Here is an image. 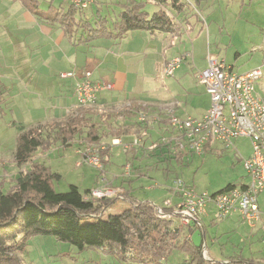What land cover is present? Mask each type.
<instances>
[{
	"label": "rangeland",
	"instance_id": "374dc122",
	"mask_svg": "<svg viewBox=\"0 0 264 264\" xmlns=\"http://www.w3.org/2000/svg\"><path fill=\"white\" fill-rule=\"evenodd\" d=\"M2 1L7 10L3 13L0 12V82L2 81L0 87V155L3 154L7 160L16 151L17 135L22 131V127L23 129L29 128L28 124L33 122V117L30 119L31 104L35 101L38 103L44 101L50 104L51 100L56 97L60 99L63 96L74 99V78H70L72 80L62 79L61 74L73 72L78 76L84 70L79 71L69 64L57 67L54 60L56 54L61 55L70 47L62 44L56 51L53 50L49 53L43 51L41 47L46 46V43H43L42 39L39 43L34 44L30 40L31 35L28 30L20 29L19 31L16 28V25L22 22L21 20L24 21V28L31 27L26 17L21 16V11L27 12L21 2ZM121 1L116 0L115 2ZM61 2L62 0H41L40 9L45 14H53V9L60 7ZM111 2V0H98V3L95 4L91 1L89 7L83 10L86 17L84 14L83 16L93 20L92 14L99 10L102 17L107 19V26L112 28L120 18L121 8ZM50 4L52 5L50 6ZM160 8H162L160 5L155 7H152L150 3L147 5V11L150 13L160 10ZM190 13V17H187L185 22V28L182 30L183 34L177 38L176 42L174 41L172 52H174V56H177L175 59L180 58L182 61L174 75L167 76L164 73V59L162 60L164 55L158 53L159 63L155 69V76L152 82L147 83V90L155 97V101L137 100L142 101V105L146 106H138L134 107V110H129L130 114L122 118L124 121L112 116L114 114L111 112L110 119L106 118L105 121H102V125L101 121L96 122V118H94L95 123L101 125L97 126L104 134L103 144L105 147L113 145L112 137L115 135L113 130L114 132L118 129L122 131L124 128L131 132L132 139H141L140 146L134 145V142L129 144L128 154L140 151L151 159L156 157L157 151L160 152L158 157H162L163 149L167 147L168 152L174 156L172 160L175 164L172 171L157 169L156 172L161 171L162 173L163 171V174L157 173L161 176L156 177V173H153L152 176L155 179L146 180L147 185L143 189H138L141 198L153 199L160 204L159 207L162 205L168 207L169 204L177 205L181 202V197L178 196L180 193L179 190H176L174 180L181 181L198 195L208 193L210 196L227 190L230 185L242 188L250 183L244 169V160L252 155V149L250 141L246 138L235 140L234 147L231 148L214 142L207 146L201 156L196 154L182 156L175 153L170 144L162 142L163 138L170 136L168 121L161 118L162 113H166L167 109H172L173 113L175 112V115L182 119L188 116H203L210 109V96L198 78L200 73L207 69L209 56L217 57L220 62L226 63L229 69L239 74L261 68L263 78L256 82L255 88L256 95L264 96V0H206L205 4L194 7ZM36 21L46 23L39 18ZM92 22H96V19ZM138 36V33L129 34V38ZM47 44L54 46V43ZM164 44V52L167 53V41ZM125 45H127V49L124 51H133V48L137 47V44H130V41L123 44V48ZM39 51L42 52L41 58L38 57ZM40 59L41 61L37 63ZM8 70H13L16 76L14 77L13 73L11 74ZM2 73H5L3 77ZM74 80L76 83V79ZM26 98L31 99L32 102L29 101V104H26L27 109L24 107ZM131 98L147 97L137 95ZM158 100L160 102H156ZM16 104L20 108V110L17 109L19 112L14 107ZM140 113L147 115V121L143 123L145 126H140L141 129L139 128ZM33 124L36 123L33 122ZM79 148H81L80 144L64 148L61 143H58L54 147L40 149L36 152L35 158L60 174L61 179L53 183L57 192H67L70 185L78 186L83 192L95 188H102L107 192L105 178H110L112 181V175L121 176L124 172L123 165L130 164L127 162L132 158L124 152L123 147L113 146L111 162L104 171L85 162L78 166L77 164L82 161V156L77 153ZM1 169L3 170V168ZM11 169L12 166H9L8 170L11 171ZM26 169L29 170V167L27 166ZM106 171L110 172L111 177ZM171 172L173 178L168 180L164 175L167 176ZM7 187H5L4 194L9 192ZM260 202L264 209V195L260 196ZM213 210L215 207L210 203L207 212L211 216L203 220L209 236L206 245L203 244L202 248L204 259L210 260L211 256L217 262L228 264L233 257H236L248 261L253 259L258 264H264V224H262L263 233L255 232L247 224H240V222V227L237 229L238 223L235 217L225 221H216V223L213 221V225H209L214 218ZM176 219L175 227L181 230H179L181 238L188 236L187 229L180 226ZM205 228L200 231L204 233ZM151 243L149 242V245ZM77 251V248L60 242L52 236H37L28 242V246L19 253V257L22 260L21 264H74L71 256L75 257V264H105L108 259L112 258L98 248H90L84 252ZM204 251L205 255H203ZM180 255L182 258L177 260L176 258ZM168 258L169 264L189 263L188 256L179 252L172 253ZM184 258L188 260L184 261ZM125 262L128 263L124 264H140L135 261ZM108 263L122 264L114 259Z\"/></svg>",
	"mask_w": 264,
	"mask_h": 264
},
{
	"label": "trees",
	"instance_id": "16d2710c",
	"mask_svg": "<svg viewBox=\"0 0 264 264\" xmlns=\"http://www.w3.org/2000/svg\"><path fill=\"white\" fill-rule=\"evenodd\" d=\"M155 1L160 4L168 2ZM194 1L199 4L202 0ZM20 2L42 21L63 25L71 39L76 37L78 30H82L81 38L85 41L113 36L121 38L137 30L166 33L174 30L173 20L167 11L160 10L151 15L137 0H128V5L115 22L113 30L107 27V19L102 16L96 17V23L91 24L83 19V10L73 5L67 10L58 7L53 9V14H45L40 9L41 0ZM171 5L181 9L183 2L171 0ZM97 125L87 119L86 112H81L62 121L23 129L18 134L15 161L20 168L28 166L29 170L20 171L12 191L0 194V264H21L19 253L37 236H52L77 248L79 252L90 248L102 249L115 254L121 261L140 264H166L162 259L169 256L171 246L188 254V264H220L205 260L202 256L205 230L202 247L196 248L192 242L196 228L189 227V235L181 238L180 229L174 227L175 221L170 217L174 209L142 201L135 197L132 189L103 198L92 197V190L83 192L76 185H70L69 190L64 193L54 189L53 183L59 181L61 176L46 163L35 161L36 152L58 143L64 148L77 144L81 145V150L88 146L100 148L104 146V135ZM140 126L143 127L140 124V129ZM112 147L109 145L100 150L104 171L110 163ZM171 148L175 153L183 155L173 143ZM165 149L168 150L167 147L163 150ZM128 163L132 169L133 159ZM232 188L235 186H228L227 191ZM119 200L127 201L130 208L120 214H111V207ZM158 208L162 209L164 216L158 214ZM149 242L152 243L149 245ZM248 263L255 264L236 257L228 264Z\"/></svg>",
	"mask_w": 264,
	"mask_h": 264
},
{
	"label": "crops",
	"instance_id": "0c3cea01",
	"mask_svg": "<svg viewBox=\"0 0 264 264\" xmlns=\"http://www.w3.org/2000/svg\"><path fill=\"white\" fill-rule=\"evenodd\" d=\"M16 1L20 2V0H16ZM111 1H112L111 4L120 6L121 8L120 14L124 11L126 6L128 5V0H122L121 2H115L116 0H111ZM137 1L144 5V9L146 11H147V5L149 3L152 4V7L160 5L162 7L160 8V10L167 11L169 13V16L172 18L173 24H174L173 25L174 30L170 33L161 32V31L152 32V31H147V30H137V31L130 32L121 38L113 36L111 38H95L89 41H85L81 38V34L83 33L82 30H78V32L76 31V37L74 39H71L68 31L60 23H56V24H49L47 22L38 23L36 21L37 17L31 14L28 10L27 12H29L30 15H28L29 13L22 12L21 9H19V11H21L20 12L21 16L26 17V20H28V24H30L31 27L24 28V24H23L24 21L21 20L22 22L21 23L19 22L18 25H16V28L19 29V31L20 29L28 30L31 35L30 40L32 41V43L37 44L42 39V42L46 43V46L44 47L39 46V47H41L43 51L47 53L52 52L53 50L56 51L59 48V46H61L62 44L70 47V49H68L63 54L61 55H58V53L56 54V58L54 60L56 61L57 67H59V65L64 66L65 64H69L71 67L76 68L79 71L89 70L92 72L94 79H97V80L102 79L114 85V89L112 91H104L100 94L98 102L96 106H94L93 108H81L77 105V101L75 97L74 99H70L65 96L61 97L60 99L59 98L57 99L56 97L55 99L50 101V104H48L47 102L45 103L44 101L42 102L40 101V103H38L37 101L33 102L34 105L31 104L32 114H31V117L30 116L29 117L30 119H32L33 117L32 120L36 124H33V122L31 121L32 124H28L29 128L35 127L40 124L44 125L50 122L62 121V120L67 119L69 116L73 114H78L81 112H86L87 119L92 121L93 123H95L94 118H96V122L101 121V125L103 124L102 121H105L106 118L108 120L110 119L111 113L114 114L112 116H116L117 118H119L120 121H122L123 117H126L127 114H130L129 110H134V107L136 108L138 106L139 107L144 106L142 105V101H137V100L146 99V100L155 101L154 100L155 97H153L152 93L147 90L148 89L147 83L152 82L153 77L155 76V69L157 68L158 63H159L158 53L164 55V57L162 58V60L164 59V63H163L164 66L168 62L174 60L177 57V56H174V52H172L174 41L176 42L177 38L181 34H183L182 30H184L185 28L184 25L186 24L185 22L187 20V17H190L189 15L191 14L190 13L191 10L194 7L202 6L203 4H205L206 0H202L199 4H197L194 0H182L183 7L181 9L173 8L171 5V0H168L166 4H160L155 0H145V1L137 0ZM92 2L96 4L98 3V0H92ZM70 5H72L70 0H62V2L60 3V7H62V9L64 10H67ZM6 10H7L6 5H4L3 1L0 0V12L3 13V12H6ZM160 10H156L155 12H158ZM147 12L151 15L153 14V13H150L149 11ZM84 16L86 17V13L84 14ZM84 16H83V19L89 21L91 24L94 25L96 22L93 23L92 21H95L96 19L95 17L102 16V15H101V12L98 10L96 11L95 14H92L91 17H93V20H89L85 18ZM78 18L79 16H77V19ZM114 24L112 28H109L108 26L107 27L113 30L115 29ZM134 33L136 34L138 33L139 36L137 38H134V37L129 38V34H134ZM148 33H150L151 35L150 36L147 35ZM27 35H28V32H27ZM128 41H130V44H133V45L137 44V47L133 48V51H124L125 49H127V45H125V48H123L122 45ZM166 41H167L166 48L168 50L167 53L164 52V46H165L164 43H166ZM47 43H54V46H52L51 44H47ZM41 54L42 52L38 54L39 58H41ZM153 55L155 56L153 57ZM40 61L41 59L38 60L37 63H39ZM208 67H209V61H208ZM8 72H10L11 74L13 73L14 77L16 76L13 70L11 71L8 70ZM2 74H3L2 75L3 77L5 73H2ZM69 80H72V79H69ZM73 81H74L73 86H75L76 84L75 80L73 79ZM1 83L2 81L0 82V87H1ZM137 95H141V97L145 95V97L147 98H135V99L131 98ZM20 100H22V98H20ZM30 100L28 98L25 99V105L24 104L23 105L26 109H27L26 104H29L28 102ZM132 100L134 101L132 102ZM156 102H160V101L158 100ZM14 107L16 108V110L17 109L20 110L17 104ZM152 108H153V105H152ZM162 114L163 115L161 118L168 121L169 116L167 115V113L163 112ZM21 116L24 119L23 114H21ZM59 117H64V118H59ZM188 117H192V116H188ZM201 117L202 116L192 117V118H201ZM95 124L97 125L98 123H95ZM25 129H28V128H25ZM99 129L100 131H102L100 127ZM22 130H23V127H22ZM113 133L115 134L112 137L113 140L120 139L122 143L126 145H129V144L131 145V143H133L135 140L130 137L131 132L128 129L123 128L122 131L118 129L115 132L113 130ZM18 134H20V132ZM101 134L103 133L101 132ZM117 147L121 148L123 146H117ZM112 150H111V155H112ZM159 153L160 152L157 151L156 157H152L151 159H149L146 155L144 156L140 151L132 155L126 153L130 155V157L132 156V159H133V167L131 169L130 174L129 175L124 174L125 166L127 165L126 163L125 165H123L124 172H122L121 176L112 175L111 177L110 172L106 171V173L112 178V181L110 180V178L109 179L105 178V184H106L105 187H107V190L113 191V194L114 193L118 194V193H123L125 190L132 189L134 191L133 194L135 195L136 198L142 201H149L153 205L159 207L160 204H158L155 200L143 199L141 198L138 192V189H143L145 185H147L148 182L146 180L155 179L152 176L153 173H156V177L158 175L160 177L163 174V171L162 173L161 171L156 172L157 169H161V170L168 169L171 171L173 170V166L175 162L172 159H174V156L171 155L166 149L163 150L164 155L162 154L163 155L162 157H158ZM182 156H186V154H183ZM34 160L39 161L38 158H34ZM110 162H111V159H110ZM9 166H12L11 171L8 170ZM157 166H159V168H157ZM1 168H3V170ZM26 168L27 166L20 168L17 165L15 161V152L13 153L12 157L7 160H5L3 154L0 155V194H4V191H6L5 189L6 186H8L7 189L9 192L12 191L16 185V179H17L18 174L20 173L21 170H25ZM106 169L107 167L105 168V170ZM2 172L4 174H1ZM157 173H160L161 175ZM164 176L168 180H170L173 178V173L171 172L167 174V176L166 175ZM96 189L103 190L102 188H95V189H92V191ZM178 196L181 197V195H178ZM181 201H182V197H181ZM179 204L177 205L170 204L169 208H173L175 212V209L178 207ZM160 207H164V205ZM129 208H130V204H128L127 201L119 200L113 207H111L109 212L111 214L116 215V214H120L124 212L125 210H128ZM262 211L264 213L263 208H262ZM215 213H216L215 210H213L214 218L210 221L209 225H213V221L216 223L217 220L215 219ZM208 216H211V214L207 213V215L203 216V220ZM232 217H235L237 219V223H238L237 229H239L240 224H245L238 215H233ZM175 218L176 217H173L174 221H175ZM229 219H231V217L228 218L227 220ZM176 220L179 222L180 226L185 227V229H187L188 231V228L190 226H183L178 218ZM262 224H264V216H263L262 221L259 224H257L256 227L254 228L250 226L249 227L255 230V232L259 231L261 233L263 231ZM205 227L206 225H204V228ZM205 231H206V234L204 236V244L206 245V241L208 240L209 236H208L207 228H205ZM188 235H189V232H188ZM184 237H187V236H184ZM99 250H101L104 254H109L107 256L112 257L108 259V262L113 261L114 259V260H118L122 264L128 263V262L119 260V258H117L115 254L109 253L108 251H105L102 249H99ZM169 250H170L169 256L172 255V253L174 252L183 253L184 255L188 256L187 253L182 252L181 250L175 247H172V246L169 248ZM169 258L168 257L163 258L162 261L166 264H169L168 263ZM180 258H182L181 255L177 257L176 259L179 260ZM210 258H211L210 260H212L213 262L222 264V262H217V260L213 259L211 256ZM71 259L74 261V264H75V257L71 256ZM183 260L187 261L188 259L184 258ZM250 261H253L255 264H258L253 259H251ZM108 262L105 264H110Z\"/></svg>",
	"mask_w": 264,
	"mask_h": 264
},
{
	"label": "built area",
	"instance_id": "2783aa9c",
	"mask_svg": "<svg viewBox=\"0 0 264 264\" xmlns=\"http://www.w3.org/2000/svg\"><path fill=\"white\" fill-rule=\"evenodd\" d=\"M91 1L70 0L71 4L80 10L87 9ZM181 63L180 58L167 63L164 73L167 76L174 75ZM61 78L76 79L74 97L81 108H93L102 92L114 89L112 83L94 79L89 70H84L78 76L73 72L62 73ZM198 78L210 96V109L201 118L184 119L176 116L172 109H167L170 136L163 138L162 142L170 145L173 143L183 154L201 156L207 146L214 142L231 148L234 147L235 140L246 138L250 141L252 149V155L244 160V169L250 183L242 188L235 187L210 196L208 193L198 195L181 181H175L182 201L170 217L178 218L183 226L195 223V228L202 230L203 216L207 215L208 205L212 203L217 221H225L233 215H238L245 224L254 228L264 216L260 202V196L264 195V96L256 95L255 88L256 82L263 78V71L258 68L244 74L235 73L224 62L210 55L209 67L200 73ZM139 121L144 126L147 115L140 113ZM139 141L140 139H135L133 144L139 145ZM112 144L123 146L125 152L130 147L120 139H114ZM104 149L105 146L79 149L77 153L82 156V161L77 165L81 166L85 162L103 170L100 150ZM130 169V164H127L126 174H129ZM108 195L112 196L113 191L96 189L91 194L96 198ZM167 206L170 207V204ZM158 214L164 216L161 208H158Z\"/></svg>",
	"mask_w": 264,
	"mask_h": 264
},
{
	"label": "water",
	"instance_id": "95a60500",
	"mask_svg": "<svg viewBox=\"0 0 264 264\" xmlns=\"http://www.w3.org/2000/svg\"><path fill=\"white\" fill-rule=\"evenodd\" d=\"M190 227L195 229V223H191ZM192 242L196 248L202 247L203 244V233L200 230H196L192 236Z\"/></svg>",
	"mask_w": 264,
	"mask_h": 264
}]
</instances>
